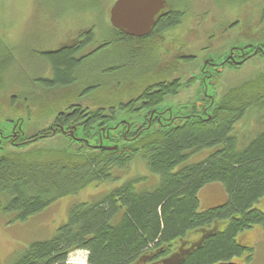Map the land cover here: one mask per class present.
Instances as JSON below:
<instances>
[{
	"label": "trees",
	"instance_id": "1",
	"mask_svg": "<svg viewBox=\"0 0 264 264\" xmlns=\"http://www.w3.org/2000/svg\"><path fill=\"white\" fill-rule=\"evenodd\" d=\"M84 1L78 10L99 8L95 0ZM171 11L157 21L151 37L182 21L184 12ZM108 29L106 37L94 41L83 56L77 52L93 40L88 30L79 34L83 41L79 46H74L76 42L45 52L43 60L52 74L31 78L38 97L11 94L5 105L0 104V215L11 223L25 221L91 183L120 179L119 171L137 157L156 176L155 182L147 185L143 184L146 177L128 178L73 205L67 221L51 238L30 243L10 264H67L68 255L76 250L86 251L85 264H134L142 255L147 258L139 264H165L175 246L184 247L186 241L188 252L179 264H217L233 257L248 262L251 248L240 240L243 231L255 225L264 229V212L255 206L264 196V128L246 141L231 130L247 111L257 118L264 115V72L232 84L219 98L215 85L208 83L206 120L189 116L175 124H145L135 138L126 141L124 126H120L123 117L135 124L146 122L154 107L163 105L166 98H175L182 89L192 87L194 97L185 106L178 102V111L197 112L196 101H204L201 65L197 75L186 81L180 78L146 86V77H136L132 81L141 84H134V95L110 100L106 93L122 81L117 82L116 77L109 87L105 76H119L127 69L134 73L144 66L146 57L135 49L141 37L126 35L110 25ZM107 48L112 49L113 58H104L106 66L85 68L91 55ZM13 66L11 50L0 39V95L11 87L8 73ZM85 70L97 77L87 76ZM73 82L77 88L70 94L75 93L76 98L50 99L55 89ZM79 89L82 97L76 96ZM30 101L43 102L40 110L34 111ZM56 123L77 127L75 136L84 135L88 142L64 135ZM28 124L35 130L25 133L22 126ZM205 151L201 159L191 161ZM216 184L223 193L217 202L205 206L201 193Z\"/></svg>",
	"mask_w": 264,
	"mask_h": 264
},
{
	"label": "rangeland",
	"instance_id": "2",
	"mask_svg": "<svg viewBox=\"0 0 264 264\" xmlns=\"http://www.w3.org/2000/svg\"><path fill=\"white\" fill-rule=\"evenodd\" d=\"M114 1L115 0H95V3H99V8L95 11V9L89 8L78 10V5H80L81 2H85L84 0H0V39L2 43L6 45L7 49L11 50L14 62L13 68L8 73L11 80L8 86L11 83V87L3 91L0 95V104L5 105L4 103L7 101V96L11 94H17L20 98L22 95L28 94H32L36 98L38 97V89L30 84L31 78L43 75L50 77L52 74L50 66L48 65L49 63L46 64L43 60L45 52L55 50L65 45L73 46L76 43L77 35L87 30L92 33L95 41L104 39L109 31V25L112 26L109 22V9ZM174 4L177 5L174 6L175 9L180 10L181 4L177 1ZM182 6L185 9V14L181 19L182 21L177 26L171 27V29L163 32L160 37H156L157 34L152 35L154 36L152 37L154 38L152 39L153 41L150 42L152 50L147 48L145 44H143L142 47L146 55L151 54L152 56L156 51L159 55H162L164 50L168 52V50L173 51V49H175L173 46H170V44L179 47L177 41L181 39L184 41V44H189V49L192 50L191 52L194 54V59L186 64L177 62L167 69H162L161 67L157 73L158 78L178 76L182 81H186L191 76L197 75V67H199L203 59L207 57L206 54H215L219 48L218 46L222 45L224 42L230 41L231 38L238 33L243 35H239V42H242L248 40V38L244 36L247 35L245 33L248 30H251V33L256 32L254 27L249 25V21H251L253 25L252 19L256 18L254 14L256 15L258 12L257 5L253 3V0H190V2L183 3ZM232 19L239 21L238 25L233 29L227 30V34L220 39L218 46L214 45L216 44L215 39L217 38L214 36V39L212 38L213 40L207 39V41L209 40L210 46L202 50L201 44L207 43L206 35L214 32L216 26L217 29L221 28V26H225L226 23H230ZM219 22H221L222 25ZM199 23H202V25L199 26ZM249 36L250 34L248 37ZM180 47L186 49L185 46ZM135 49L138 52L137 47H135ZM105 57L107 60L113 58L112 49L107 48V50L104 51L101 49L91 55L90 59L86 61L85 68H91L101 64L106 66L107 64L102 62L105 61ZM259 71L258 65L252 61H247L239 67H228L221 70L216 76L219 77V74L221 75L216 85L217 97H222L223 93L232 86V84L255 77ZM80 72L81 71H79L78 74ZM87 72L88 70L84 72L87 76L97 77V74H88ZM128 72H130V70L127 69L120 73L119 76H105L107 80L106 83L109 87L115 83L114 79H116V77L118 78L117 82L122 81L115 90H110L106 93L110 100H113V98L125 100L127 97L135 94V86L141 83H136L133 82L131 78H126L130 77L126 75ZM105 78L103 77L102 79L105 80ZM88 80L91 81V78ZM91 82H89V84ZM193 86L196 87V85ZM32 88L36 91L34 92ZM76 88L77 85L75 84L67 88L55 89L53 93H51L53 95L49 97L55 101H59L64 97H68L72 100L76 97L74 96L75 93L70 94V92L74 89L76 90ZM191 88L192 87L182 89L175 98H166L164 103L174 106V103H181L185 100L189 101L194 97L192 92L193 88ZM31 102L32 101L29 102L31 108H35L33 109L34 111H39L40 108L38 106L43 102H38L39 104H32ZM5 112L6 110L3 111V113ZM17 121L19 120L13 123V128L16 126L15 123ZM251 121H253V126H250L249 129H251V133L253 132L252 134H254L257 132L256 130H260L261 126L258 123H254V121L256 122V117L254 119L253 117L246 119V125ZM242 122V120L238 121L234 127L236 129L243 128ZM20 125L19 127H21ZM22 129L25 133L35 130V128L29 124L28 126L23 125ZM2 150L5 151V147ZM205 154L206 151L198 156L192 157L191 161L201 159ZM119 172L121 173L119 175L120 179L91 183L76 194L67 195L55 200L42 211L28 217L25 221L11 223L8 222V217L0 215V264H10L12 259L28 247L30 243L51 238L56 229L67 221L68 211L73 205L89 201L105 191L121 185L124 180L128 178L146 177L147 179L143 184L147 185L154 184L156 179V176L148 171L141 157L135 158L129 163L126 170ZM222 193V189L217 184L207 186L201 193V202H203L205 206L212 205L217 200L218 195L221 196ZM255 206L264 212V196ZM243 233L240 240L251 248V253L248 252V254H250V260L248 262H243L242 257H233L232 261L238 264H264V229L255 225L243 231ZM181 247L183 248V246H180L179 250ZM179 250L177 252H179ZM244 254L246 255V253ZM86 258L87 255L85 251L76 250L68 255L67 264H85ZM146 258L145 255H142L134 264L142 263L146 261ZM170 261L171 259H166L164 262L166 264Z\"/></svg>",
	"mask_w": 264,
	"mask_h": 264
},
{
	"label": "flooded vegetation",
	"instance_id": "3",
	"mask_svg": "<svg viewBox=\"0 0 264 264\" xmlns=\"http://www.w3.org/2000/svg\"><path fill=\"white\" fill-rule=\"evenodd\" d=\"M170 5H171V9L170 11H168L166 14L162 15L159 17V19L157 21H159L161 18L171 15L172 13V9L175 8L174 7V3L177 1L179 2L180 5V10H179V14L183 13L185 14V9L183 8L182 4L185 2H190V0H167ZM253 3H255L257 5L258 8V12L256 13V15L254 14V17L256 16V18H253V25L252 22L249 21V25L253 26L255 29V33H251V30H248L244 35L246 38H248V40L239 42V35L243 36L241 33H238L237 35H234L230 41L228 42H224L222 45L218 46L220 39L227 34V30L229 29H233L235 28V26L238 25L239 21L232 19L230 21V23H226L225 26H221V28L217 29L216 26V30L210 34L206 35V44H201L202 50L206 49V47L210 46L209 45V40L207 41V39H212L214 36H216L217 38L216 40V44H214L215 46L217 45L220 49H217V52L215 54H206L207 57H205L202 61L201 64V68H200V79L204 84V89H203V100H198L196 101L197 104V112L196 113H186L187 111H184L181 109V111H178V107H176V105H178L179 103H174V106L172 105H166L165 103L162 105H158L156 107H154L151 112L150 115L148 116L147 121H143L141 120L140 123H132L130 120H128V117H123L122 119V125H120L122 128L124 126V133L123 138L126 141L132 140L133 138H135L138 134L136 133V131L139 130H143L145 127V124L151 125L152 123H170V124H175V123H180L182 122L184 119H187L189 116H194L197 118H200L201 120H206L207 118H205V115H209L208 111H207V107H205V100L206 98H208L210 96V94H207V90H208V83L215 85L214 89L216 91V85L219 81L220 78V74L219 77H216L217 74L221 71L224 70L225 68H235V67H239L242 66L243 64H245L247 61H252L253 63H255L256 65H258V68L260 69V71L257 73L256 76H259L261 74H263L262 72H264V0H253ZM251 13V12H249ZM183 14V15H184ZM252 14V13H251ZM157 23V22H156ZM221 25L222 23L219 22ZM224 24V23H223ZM202 23H199V26H201ZM217 25V24H216ZM200 28V27H199ZM171 29L170 26L168 27H163L160 31L157 30V35L161 34L163 32H165L166 30ZM80 34V33H79ZM77 35L76 37V44L74 46H79V44L83 43V41H80V35ZM250 34V36L248 37V35ZM79 37V38H78ZM153 38L151 37V34L149 35H145L142 36L140 38V44L137 46V49L140 51H143V47L142 45L145 44L147 48L152 50V45L150 44V42H152ZM214 39V38H213ZM212 39V40H213ZM95 39L93 40H89L88 42H85L83 44V46L81 47V49L77 52V56H83L84 54L89 52V49L91 48V45H93L95 42ZM179 41V42H178ZM177 43H179V47H175L174 44H170V46H173L175 49H173V51H169L168 52L166 50H164L162 55H159V53L156 51L154 55L151 56V54L146 55L145 53V57H146V63H144V66L141 69H138L137 71H135L134 73H127V76L130 77H126V78H131V79H135L136 77H146V82L147 85L146 86H151V85H157V84H161V83H170L173 82L174 80L180 79V77L175 76V77H171V78H158L157 73L159 72V70L161 69H167L170 66L176 64L177 62H181L183 64H186L187 62H191L192 59H194V54H192V50L189 49V44H184L183 40H178ZM180 46H185L186 49L181 48ZM144 52V51H143ZM50 66V65H49ZM48 66V69H49ZM223 72V71H222ZM51 76V75H50ZM45 78H49L47 76L44 75ZM35 78V77H34ZM191 79V77H190ZM152 80V81H151ZM151 81V82H148ZM76 83H72L69 86H73ZM145 86V87H146ZM154 88V87H153ZM80 90V89H79ZM77 91L76 96L77 97H82L83 93L80 91ZM153 91V90H152ZM39 93V92H37ZM217 93V92H216ZM201 96V95H200ZM201 98V97H200ZM186 101V100H185ZM183 101L181 104L182 105H186L184 104ZM134 112H137L138 107H136L134 109ZM68 112L74 111V109H69L67 110ZM253 117V119L256 117V114L254 112L251 111H247L242 118H240L238 121H243V128L240 129H236L234 126L235 124L238 122L236 121L233 125H232V132L231 134L234 135L236 134V137L239 140L242 141H246L248 140L251 136H253L254 134L251 133V129H249L250 126H253V121L249 122L248 125H246L245 120ZM254 123H258L261 128L260 130H262L264 128V115H262L261 117L257 118L256 117V122L254 121ZM55 127L57 129H60V131L64 134V135H68L76 140H78L79 142L84 141V142H88V138L85 137L84 135H82L81 137L75 136V134H78V130L77 127L72 126V125H68L67 127H63L60 126L59 124L56 123ZM239 127V126H238ZM237 127V128H238ZM260 130H256V131H260ZM250 131V132H248ZM189 241V240H188ZM188 243L186 241V244L183 243V245H185L183 248L181 247V249L179 250V248L176 249L175 248L171 251V254L169 255L170 257L168 259H171L170 262H167V264H179L183 257L186 255V253L188 252ZM194 244V243H193ZM179 250V252H177ZM233 258H231L230 260L232 261ZM228 260V261H230Z\"/></svg>",
	"mask_w": 264,
	"mask_h": 264
},
{
	"label": "water",
	"instance_id": "4",
	"mask_svg": "<svg viewBox=\"0 0 264 264\" xmlns=\"http://www.w3.org/2000/svg\"><path fill=\"white\" fill-rule=\"evenodd\" d=\"M170 8L167 0H115L109 9V22L126 35L142 37L150 33L159 17ZM103 147L116 149V146ZM218 264L238 263L229 261Z\"/></svg>",
	"mask_w": 264,
	"mask_h": 264
}]
</instances>
